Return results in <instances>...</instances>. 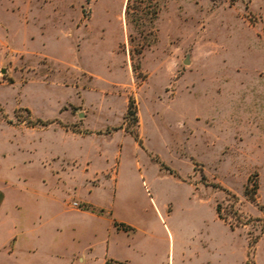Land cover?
<instances>
[{
	"label": "rangeland",
	"instance_id": "1",
	"mask_svg": "<svg viewBox=\"0 0 264 264\" xmlns=\"http://www.w3.org/2000/svg\"><path fill=\"white\" fill-rule=\"evenodd\" d=\"M0 192V264H264V0H0Z\"/></svg>",
	"mask_w": 264,
	"mask_h": 264
},
{
	"label": "crops",
	"instance_id": "2",
	"mask_svg": "<svg viewBox=\"0 0 264 264\" xmlns=\"http://www.w3.org/2000/svg\"><path fill=\"white\" fill-rule=\"evenodd\" d=\"M81 200H83L86 203H88L89 209H79L78 206H71L69 208L65 206L66 207L65 209L68 210V211H70V212H74L76 215L90 216V217H96V218H98L100 216V214L98 212V210H100L99 207H97L96 205H94L93 203H91L87 199H81ZM1 203H2V198H1V192H0V205H1ZM53 222H54V219L53 218H50V223H53ZM113 223H114V229L117 232L124 231V229L118 228V225H120V224H123V225L128 226V227L131 226L130 224H127V223H124V222L118 221V220H113L112 221V224ZM56 225L60 226L59 223H57ZM109 241L110 240H108V239L106 240V243H105L106 244L105 245V253L103 255L101 264H104V261L106 259H114V260H118V261H126V260H128L126 257L117 256V255L113 254L110 251V242ZM201 242L202 243L200 244V246H198V245H196V246H198V248L199 247H202V251H201L202 254L201 255H203L204 252L208 253L207 243H205V241L203 242L202 240H201ZM194 254H195V257H196V263L195 264H203V263L207 264L209 262V261H206V262H204V261L197 262V260H198V258L200 256L199 255V250H196ZM72 256H73V258L75 257L79 261L80 264L87 263L86 258L83 257L80 252H74L72 254ZM62 257H63V259L66 258L65 255H62ZM73 258L71 260H70V258H69V260L65 259L66 264H72ZM98 259H99V254L95 253L94 255H91V260L92 261H95V260L98 261Z\"/></svg>",
	"mask_w": 264,
	"mask_h": 264
},
{
	"label": "trees",
	"instance_id": "3",
	"mask_svg": "<svg viewBox=\"0 0 264 264\" xmlns=\"http://www.w3.org/2000/svg\"><path fill=\"white\" fill-rule=\"evenodd\" d=\"M104 264H128L127 261H118L114 259H107Z\"/></svg>",
	"mask_w": 264,
	"mask_h": 264
},
{
	"label": "built area",
	"instance_id": "4",
	"mask_svg": "<svg viewBox=\"0 0 264 264\" xmlns=\"http://www.w3.org/2000/svg\"><path fill=\"white\" fill-rule=\"evenodd\" d=\"M74 206H78V203L77 202H74V204H73Z\"/></svg>",
	"mask_w": 264,
	"mask_h": 264
}]
</instances>
